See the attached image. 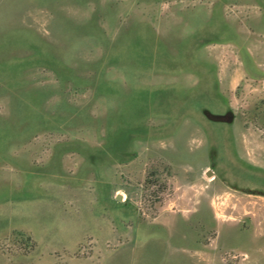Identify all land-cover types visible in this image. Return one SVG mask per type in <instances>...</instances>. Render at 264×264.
I'll return each instance as SVG.
<instances>
[{"label": "rangeland", "instance_id": "1", "mask_svg": "<svg viewBox=\"0 0 264 264\" xmlns=\"http://www.w3.org/2000/svg\"><path fill=\"white\" fill-rule=\"evenodd\" d=\"M0 264H264V0H0Z\"/></svg>", "mask_w": 264, "mask_h": 264}]
</instances>
